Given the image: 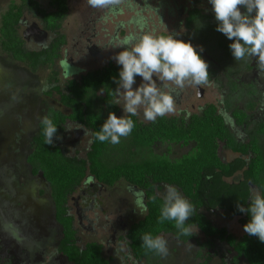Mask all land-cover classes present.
<instances>
[{
  "label": "rangeland",
  "instance_id": "obj_1",
  "mask_svg": "<svg viewBox=\"0 0 264 264\" xmlns=\"http://www.w3.org/2000/svg\"><path fill=\"white\" fill-rule=\"evenodd\" d=\"M34 1L48 12L53 11L50 0ZM12 3L19 6L22 0H0V26L2 16ZM192 9L208 14L211 22L217 24L208 0H117L106 8H93L88 0H72L69 16L60 30L67 42L61 60L53 68H41L37 72L9 57L0 46V264H70L58 253L62 228L55 218L50 185L42 174L33 175L27 160L41 118L50 110L70 114L54 88L59 86L65 90L69 80H80L81 76L102 70L111 63L117 65L112 57L122 49L115 46L126 36L145 33L160 36L171 32L190 41L194 47H203L201 55L208 69L214 72L213 76L200 85L187 81L183 86L169 83L163 90H172L174 110L165 116L188 119L214 104L230 130L244 141L247 139L245 131L236 126L225 106L235 86L237 91H242V96L234 106L243 109L251 99L258 104L253 120L264 119V65L256 57L246 56L235 61L228 48L231 42H224L223 46L216 44L212 38L215 35L203 26L200 31L188 30L185 20ZM18 35L28 52L47 49L56 37L46 32L41 18L27 8L18 26ZM53 71L58 72V85L50 83ZM136 81L139 84L141 78ZM158 86H161L159 82ZM250 87L255 90L252 97L249 96ZM122 103L121 100L118 105V117L124 114ZM137 115L142 123L151 122L144 119L143 109H139ZM53 143L61 146L67 157L87 161L93 136L81 124L67 121L64 131ZM261 143L264 150V138ZM195 147V143L187 146L159 143L154 150L175 161L190 154ZM220 157L228 162L238 155L221 144ZM239 178L238 175L235 180ZM129 186L120 181L114 187H105L88 173L72 196L70 213L76 219L80 246L93 242L102 244L105 257L113 264H148L134 259L126 238L130 227L147 214L141 216L135 208V197L128 191ZM164 186L157 189L160 197ZM144 203L146 205L145 196ZM201 212L238 242L257 238L243 231L237 218L222 211ZM190 229L193 237L188 242L173 235L163 236L168 242L169 253L167 257L160 256V264H249L227 243L207 238L197 227Z\"/></svg>",
  "mask_w": 264,
  "mask_h": 264
},
{
  "label": "trees",
  "instance_id": "obj_2",
  "mask_svg": "<svg viewBox=\"0 0 264 264\" xmlns=\"http://www.w3.org/2000/svg\"><path fill=\"white\" fill-rule=\"evenodd\" d=\"M71 1L50 0L52 12L43 9L34 0H22L19 6L12 3L1 18L0 46L3 52L26 64L33 72L41 68H53L61 60L62 50L67 43L60 30L69 16ZM25 8L41 18L46 32L55 34L56 37L47 49L40 52L25 50L24 42L18 35V26L22 22ZM209 19L202 11L191 10L186 28L198 29L197 24L202 22L205 29L215 32L216 25H212ZM118 71L119 66L111 63L102 70L81 76L80 80H69L65 90L59 86L54 88L62 105L70 110L69 115L49 111L48 115L58 126L54 138L62 134L67 121L79 123L90 130L93 145L87 161L67 157L59 145L45 144L40 124L39 132L33 138L27 161L33 175L42 174L50 185L55 218L62 228L58 253L70 264H113L105 257L102 244L93 242L80 246L76 219L70 213L72 196L90 173L105 187H114L118 182L125 181L145 193L147 214L143 220L130 227L126 237L137 262L160 264L159 255L142 247L140 238L144 233L173 235L182 242H188L193 237L181 235L174 222H158L162 201L157 189L161 185L171 184L194 206L195 211L186 222L187 227H197L207 238H217L227 243L238 257H244L249 264H264V243L258 238L251 237L238 242L201 212L222 211L231 218H237L244 231L243 225L250 217L239 212L237 204L247 206L253 189L264 191V150L261 143L264 138V119L255 121L252 117L258 104L249 99L243 109L234 106L233 103L241 101L242 96V91H237L235 86L229 96L231 99L225 102L236 126L247 135L244 141L239 140L230 130L218 107L210 104L201 113L193 114L188 119L163 116L157 117L155 122L144 124L138 115L126 117L135 123L131 134L121 137L120 143L116 145L101 143L95 139V133L110 112L119 115V107L115 103L116 84L112 80V77H118ZM208 72L206 82L214 74L210 69ZM58 77V72L53 71L50 83L58 85ZM254 95L255 90L250 87L249 96ZM159 143L184 146L195 143L196 147L190 154L173 161L155 152L154 147ZM221 144L239 157L230 162L222 161L219 155ZM238 175L240 178L235 180ZM154 196L155 201L152 199Z\"/></svg>",
  "mask_w": 264,
  "mask_h": 264
},
{
  "label": "clouds",
  "instance_id": "obj_3",
  "mask_svg": "<svg viewBox=\"0 0 264 264\" xmlns=\"http://www.w3.org/2000/svg\"><path fill=\"white\" fill-rule=\"evenodd\" d=\"M116 2L117 0H88L93 8H106ZM208 3L217 21L215 30L231 42L228 47L235 61L246 56L256 57L264 65V0H208ZM115 48L122 49L112 57L119 66L118 77H112L116 84L115 103L121 105L122 100L124 114L118 117L113 112L109 113L95 133V139L101 143L116 145L120 143L121 137L130 135L135 123L126 117L136 116L139 109H143L144 119L152 122L157 117L173 112L172 90H163L169 87V83L183 86L187 81L200 85L209 78V65L200 55L203 47H194L190 41L178 38L176 33L169 32L160 36L151 33L130 34ZM136 77L141 78L139 84ZM158 82L162 87L158 86ZM40 125L45 144L52 145L58 131L57 124L51 116L45 115L41 118ZM164 189L158 222H174L181 235L191 236V229L186 226V222L195 211L194 206L175 186L166 184ZM128 191L133 193L134 206L143 216L147 212L145 193L131 186ZM152 199L155 201L156 197ZM237 209L250 217L243 225L244 231L264 243V191L251 190L247 206L238 203ZM140 239L142 247L147 251L167 257L168 242L163 236L148 232Z\"/></svg>",
  "mask_w": 264,
  "mask_h": 264
},
{
  "label": "flooded vegetation",
  "instance_id": "obj_4",
  "mask_svg": "<svg viewBox=\"0 0 264 264\" xmlns=\"http://www.w3.org/2000/svg\"><path fill=\"white\" fill-rule=\"evenodd\" d=\"M192 10H194V9H192ZM189 13H190V11H189ZM205 15H207V16H209L208 14H206V13H204ZM210 17V16H209ZM189 18V14H188V16H187V18H186V20H185V26H186V22H187V19ZM210 20V23L212 24V25H216V24H213V22H211V18L209 19ZM196 27H198V29H196V30H198V31H200V29H201V27H202V22L201 23H198L197 24V26ZM204 27V26H203ZM200 28V29H199ZM205 28V27H204ZM193 31H195V30H193ZM212 33L215 35V37H212V38H215L214 39V41H215V43L216 44H222V43H224V42H230L223 34H221V33H219V32H214V31H212ZM222 46H223V44H222ZM201 54V53H200ZM152 122V121H151ZM150 122V123H151ZM119 183V182H118Z\"/></svg>",
  "mask_w": 264,
  "mask_h": 264
},
{
  "label": "crops",
  "instance_id": "obj_5",
  "mask_svg": "<svg viewBox=\"0 0 264 264\" xmlns=\"http://www.w3.org/2000/svg\"><path fill=\"white\" fill-rule=\"evenodd\" d=\"M256 111H257V110H256ZM256 111H255V112H256ZM255 112H254V113H255ZM254 113H253V114H254ZM219 155H220V151H219ZM238 157H239V156H238ZM236 158H237V157H236ZM234 159H235V158H234ZM228 162H230V161H228Z\"/></svg>",
  "mask_w": 264,
  "mask_h": 264
}]
</instances>
